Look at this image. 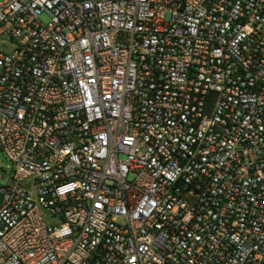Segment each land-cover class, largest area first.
<instances>
[{"label": "built area", "instance_id": "built-area-1", "mask_svg": "<svg viewBox=\"0 0 264 264\" xmlns=\"http://www.w3.org/2000/svg\"><path fill=\"white\" fill-rule=\"evenodd\" d=\"M0 147V264H264V0H0Z\"/></svg>", "mask_w": 264, "mask_h": 264}, {"label": "rangeland", "instance_id": "rangeland-1", "mask_svg": "<svg viewBox=\"0 0 264 264\" xmlns=\"http://www.w3.org/2000/svg\"><path fill=\"white\" fill-rule=\"evenodd\" d=\"M47 20V17H43ZM15 169V165L5 156L3 150L0 147V184H4V176H10ZM46 218H50L47 212L44 213Z\"/></svg>", "mask_w": 264, "mask_h": 264}, {"label": "water", "instance_id": "water-1", "mask_svg": "<svg viewBox=\"0 0 264 264\" xmlns=\"http://www.w3.org/2000/svg\"><path fill=\"white\" fill-rule=\"evenodd\" d=\"M4 178H5V177H3V179H4ZM12 180H13L12 177H10L9 180H8V183H12Z\"/></svg>", "mask_w": 264, "mask_h": 264}]
</instances>
